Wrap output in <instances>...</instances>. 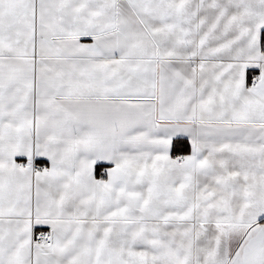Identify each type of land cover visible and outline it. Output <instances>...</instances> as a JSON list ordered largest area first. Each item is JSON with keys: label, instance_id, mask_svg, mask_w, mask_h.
<instances>
[{"label": "snow or ice", "instance_id": "6c2138e0", "mask_svg": "<svg viewBox=\"0 0 264 264\" xmlns=\"http://www.w3.org/2000/svg\"><path fill=\"white\" fill-rule=\"evenodd\" d=\"M0 264H264V0H0Z\"/></svg>", "mask_w": 264, "mask_h": 264}, {"label": "crops", "instance_id": "0c3cea01", "mask_svg": "<svg viewBox=\"0 0 264 264\" xmlns=\"http://www.w3.org/2000/svg\"><path fill=\"white\" fill-rule=\"evenodd\" d=\"M38 163H43L42 161H38ZM43 226H37V229L40 230Z\"/></svg>", "mask_w": 264, "mask_h": 264}]
</instances>
